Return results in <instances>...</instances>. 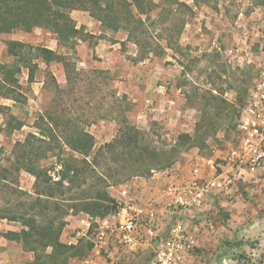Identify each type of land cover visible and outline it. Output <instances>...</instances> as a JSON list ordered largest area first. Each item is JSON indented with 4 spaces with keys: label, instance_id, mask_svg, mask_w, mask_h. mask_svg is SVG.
Instances as JSON below:
<instances>
[{
    "label": "rangeland",
    "instance_id": "rangeland-1",
    "mask_svg": "<svg viewBox=\"0 0 264 264\" xmlns=\"http://www.w3.org/2000/svg\"><path fill=\"white\" fill-rule=\"evenodd\" d=\"M150 17L143 16L146 22L140 32L141 46L129 41L124 30L117 33L108 30L106 34L97 30L92 34L88 28L80 35L92 50H87V55L80 53L82 43L78 40L75 48L58 46L56 51L66 57L69 82L63 63L52 62L47 66L41 59L32 58L38 65L34 82L29 83V71L23 67L17 73L23 93L20 100H2V104L10 107L8 112L25 123L12 133L2 131V164L11 163L17 141L38 132L35 124L38 118L53 113L62 120H75L76 128L94 136L93 155L111 142L122 127H128L125 119L142 132L141 145L150 150L146 161L156 169L150 174L130 177L129 167L136 154L108 159L99 169L105 180L99 189H106L118 208L125 203L124 190L140 201H147L155 197L152 193L157 189L164 188L166 176L178 182L190 180L194 174L210 180L208 172L212 171L214 176L223 168L227 170L226 158L239 143L240 113L250 90L264 73V0H180L163 10L155 9ZM15 36L26 44L45 47L56 38L37 27L16 31ZM104 40L117 45L113 48L114 55L102 65L103 58L95 48ZM7 41L0 36V63L22 64L7 53ZM5 118L0 113L2 128ZM41 123L44 128L49 125L47 119ZM181 134H190L193 141L185 146L176 144ZM56 153L62 157L72 154L66 147L56 148ZM155 154L158 158H148ZM159 158L164 161L162 167L157 163ZM57 161L55 156L42 161L54 179H58L60 169ZM19 184L22 190L35 193L32 174L22 171ZM84 190L75 189V195L66 196L81 197ZM206 203V210L190 219V229L197 228L203 234L204 243L194 245L193 249L197 263L262 264L264 166L238 182L231 193L209 194ZM81 213L84 212L68 210L61 237L64 243L72 241L68 238L74 237L77 227L73 224ZM5 223L21 229L19 223L0 219V224ZM0 231L5 232L6 228ZM5 247L11 258L9 262L3 260L4 264H26L33 258L15 241ZM151 253L146 249L134 252L129 254V260L116 264H150ZM101 255L108 256L104 251ZM82 259H72L70 264H81Z\"/></svg>",
    "mask_w": 264,
    "mask_h": 264
},
{
    "label": "trees",
    "instance_id": "trees-1",
    "mask_svg": "<svg viewBox=\"0 0 264 264\" xmlns=\"http://www.w3.org/2000/svg\"><path fill=\"white\" fill-rule=\"evenodd\" d=\"M179 3L180 0H162L161 4L154 0H0V33L43 28L56 35L58 46L75 48L77 40L82 38L80 35L84 28L77 27L71 13L81 10L100 21L107 30L126 31L127 39L141 46L140 32L146 22L143 16L150 19L155 9L163 10L165 6ZM182 5L186 6V3ZM166 40L170 43L171 39ZM6 44L7 53L22 64L9 66L0 63V113L6 117L5 127H0V135L2 131L12 133L25 125L16 115L8 112L10 107L2 104V100H20L23 93L20 91L17 73L23 67L29 71V83L34 82L38 65L32 58L41 59L47 66L52 62L63 63L68 82L70 80L64 54L17 40H9ZM45 119L49 125L44 128L41 122ZM123 122L128 127H122L111 142L93 155L95 138L91 133L76 128L75 120H62L48 113L36 121L38 132H31L25 139L16 142L11 163L3 165L0 161V219L21 225L20 230L7 231L3 236L19 243L25 252L33 254L32 261L26 264H70L72 259H82L89 255L93 243L80 240L77 244H66L61 236L67 225L68 210L99 217L118 210L108 191L99 189L105 183L99 172L102 162L136 154V160L129 167L130 177L150 174L156 169L146 161L150 150L141 145L142 132L130 125L127 119ZM192 141L190 134H181L176 144L185 146ZM65 147L72 154L62 157L56 153V148L64 150ZM75 154L82 158L79 159ZM54 156L60 165L58 179H54L49 169L42 165V161ZM99 156L102 160H99ZM148 158L158 156L155 154ZM163 162L159 158L157 163L162 167ZM22 171L35 177L34 194L21 189L19 175ZM82 188L86 189L82 196H74L73 191ZM68 193L74 195L67 197ZM242 260L241 256L238 257L240 263Z\"/></svg>",
    "mask_w": 264,
    "mask_h": 264
},
{
    "label": "built area",
    "instance_id": "built-area-1",
    "mask_svg": "<svg viewBox=\"0 0 264 264\" xmlns=\"http://www.w3.org/2000/svg\"><path fill=\"white\" fill-rule=\"evenodd\" d=\"M238 131L239 143L226 158L227 170L222 166L223 171L210 180L194 174L192 179L178 182L169 176L162 208L124 190L125 203L116 212L105 217L76 216L79 225L74 241H90L97 255L102 251L108 254L111 248L130 252L149 248L150 264H191L195 244L190 237V219L207 207L209 194L231 193L238 182L264 166V73L248 94Z\"/></svg>",
    "mask_w": 264,
    "mask_h": 264
},
{
    "label": "crops",
    "instance_id": "crops-1",
    "mask_svg": "<svg viewBox=\"0 0 264 264\" xmlns=\"http://www.w3.org/2000/svg\"><path fill=\"white\" fill-rule=\"evenodd\" d=\"M71 15L74 18V20L77 22V27L78 28L83 27L84 28V31L85 30L87 31V28L90 30V33H92V34H96V31L97 30H98L99 33L105 32V34H106V31H108L107 29H105L103 27V25H102V23L100 21H98L95 18H93L86 11L74 10V11H72ZM117 32H119V31H117ZM117 32H115V33H117ZM107 34L109 35L110 33L107 32ZM0 36H3L4 38H6L8 40H17V41H21V42H24L25 43V41H23V39L18 38V37L15 36V32L14 33H10V34H2V33H0ZM78 41L82 43V46H80V50H79L80 53L82 51V52H84L87 55V52L88 51H92V50L89 49L87 42H85L83 39H80L79 38ZM100 41H102V40H100ZM116 45L117 44H113L111 42H107V41L104 40L103 43L100 42L96 46V48H95L96 53L99 54V56L103 58L102 65H105V63H106L105 59L106 58H108L111 55H114L115 50H113V48H116ZM47 48H50V49L55 50V51L57 50V48H58L57 37L55 38V40L49 46H47ZM207 175H208L207 177L213 178V172L212 171L208 172ZM164 180L165 181L168 180V176H166ZM161 188H163V187H160L159 189H157V191H155L154 193H152L155 196L154 198H152L151 200H147V201L144 200V201L147 202V203L150 202L151 204H155L158 207L162 208L164 206L165 202H166V197L164 195L163 189H161ZM218 194L222 196L221 193H215V196H217ZM204 210H206V209H202L200 212L199 211L198 212L201 213ZM198 212H196L194 214V217H192L193 219L197 218ZM78 225H79V221L77 219H75V223L73 224V226L77 227ZM164 225H165V223H164ZM190 225H192V224L190 223ZM3 228H6V231L5 232L11 231V230L12 231L17 230L13 225H10L9 223H5L4 226L2 224H0V230L3 229ZM190 228H191V226H190ZM260 228H261L262 235H264V225L262 224L260 226ZM1 232L2 231H0V264L1 263L4 264L3 263V260H4V262L5 261L6 262H9L10 261V258H11L10 250H7L5 246H7L8 244H12L13 241H10V240L6 239L3 236V234L5 232H2V233ZM63 236H64V234H62V236H61L62 239H63ZM190 237L194 241V244L195 245H200V243L201 244L204 243V241H203V234L198 233L197 228H195L194 230H191L190 229ZM68 239H72V241H69V242H73L72 244H77L78 243V242L77 243L75 242L76 240L74 241L73 237L72 238L69 237ZM262 241L264 242V240H262ZM263 246H264V244L261 243V247H263ZM144 250L145 249H143L141 251H144ZM146 250L148 252V250H151V249L146 248ZM105 252L107 254V251H105ZM136 252H138V251H136ZM28 253H30V252H28ZM131 253H134V252H130L128 250L126 251V250H122V249L119 250V249L111 248L110 249V252H108V254H107L108 256L105 257L103 255H97V253H95V250L94 251L92 250L91 254L87 258L85 257L84 259L79 260V261L81 262V264H114V263L116 264L119 261L120 262H123V261L126 262L127 260H129V254H131ZM108 258L111 259V261H112L111 263L108 262V260H107ZM32 259L33 258H31L30 261H32ZM197 259H198V257L195 256L194 254H192V257H191L190 261L193 262V264H194V261L196 262L195 264H198L197 263ZM222 264H224V263H222Z\"/></svg>",
    "mask_w": 264,
    "mask_h": 264
}]
</instances>
